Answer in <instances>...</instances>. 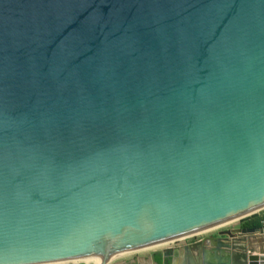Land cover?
I'll use <instances>...</instances> for the list:
<instances>
[{
  "label": "water",
  "instance_id": "water-1",
  "mask_svg": "<svg viewBox=\"0 0 264 264\" xmlns=\"http://www.w3.org/2000/svg\"><path fill=\"white\" fill-rule=\"evenodd\" d=\"M261 210L264 0H0V264H121ZM208 242L190 264H264V223L152 256Z\"/></svg>",
  "mask_w": 264,
  "mask_h": 264
},
{
  "label": "crops",
  "instance_id": "crops-1",
  "mask_svg": "<svg viewBox=\"0 0 264 264\" xmlns=\"http://www.w3.org/2000/svg\"><path fill=\"white\" fill-rule=\"evenodd\" d=\"M258 214H263L264 215V211L262 212H258ZM252 216V215H251ZM244 219V218H243ZM236 220L233 221L227 225H224L223 227H220V229L222 228H230V227H246L243 225L242 220ZM247 228H251V227H247ZM218 230V229H217ZM205 236H209V235H205ZM205 236L196 239L194 241H198L202 238H204ZM187 239V238H186ZM193 241H186V242H181V243H170V244H165L162 245L161 247L158 246L157 249H154L156 247L150 248L148 249V251L143 252V251H136V252H132L129 254H125V255H121L118 256L114 259V262H120L121 264H125V263H130V264H190L192 261H196L198 263H200L201 261L205 260V254L203 253L204 251H210V248H212L213 244L208 242L205 243V247L203 249V251L200 252V250L198 249H192L190 251L191 257L187 255L186 251L183 252H179V256L173 261L167 262L165 263L164 260H162L161 256L155 255V258H153L152 256V252L155 250H164L166 248L169 247H177V246H182L188 243H191ZM147 250V249H146Z\"/></svg>",
  "mask_w": 264,
  "mask_h": 264
},
{
  "label": "trees",
  "instance_id": "trees-1",
  "mask_svg": "<svg viewBox=\"0 0 264 264\" xmlns=\"http://www.w3.org/2000/svg\"><path fill=\"white\" fill-rule=\"evenodd\" d=\"M242 223L246 227H259L264 223V215L263 214H254L242 220Z\"/></svg>",
  "mask_w": 264,
  "mask_h": 264
},
{
  "label": "rangeland",
  "instance_id": "rangeland-1",
  "mask_svg": "<svg viewBox=\"0 0 264 264\" xmlns=\"http://www.w3.org/2000/svg\"><path fill=\"white\" fill-rule=\"evenodd\" d=\"M262 211H264V210H261L260 212H262ZM238 221V220H237ZM227 225V224H226ZM221 227H223V226H221ZM218 229V230H217ZM222 229H224V228H222ZM222 229H220V227H218V228H213V229H210V230H207V231H205V232H203V233H199V234H196L195 236H192V237H188L187 239L186 238H183V239H181V240H179V242L178 243H181V242H186V241H193V240H196V239H199V238H201V237H203V236H205V235H211V236H213V235H215L219 230H222ZM178 241V240H177ZM159 247H161V246H159ZM158 247H156V248H154V249H157ZM148 249H150V248H147V250L145 249V251H143V252H146V251H148ZM134 253V252H133ZM51 264H57V263H51Z\"/></svg>",
  "mask_w": 264,
  "mask_h": 264
},
{
  "label": "bare ground",
  "instance_id": "bare-ground-1",
  "mask_svg": "<svg viewBox=\"0 0 264 264\" xmlns=\"http://www.w3.org/2000/svg\"><path fill=\"white\" fill-rule=\"evenodd\" d=\"M203 233V232H202ZM162 245H164V244H161V246ZM157 246H159V245H157ZM145 249H147V248H145ZM141 250H144V249H141ZM117 256H121V255H117ZM79 260H82V261H85V262H90V261H92V259L89 257V256H86V257H82V258H78V261ZM63 262H66V261H62V262H56L57 264H62ZM49 264H51V263H49Z\"/></svg>",
  "mask_w": 264,
  "mask_h": 264
},
{
  "label": "flooded vegetation",
  "instance_id": "flooded-vegetation-1",
  "mask_svg": "<svg viewBox=\"0 0 264 264\" xmlns=\"http://www.w3.org/2000/svg\"><path fill=\"white\" fill-rule=\"evenodd\" d=\"M188 238V237H187ZM193 242H195L194 240H193ZM192 243V242H191ZM189 244V243H188ZM153 258H155V256L153 257ZM165 263H167V262H170V261H168V260H166V261H164ZM90 263H91V261H90ZM128 264H130V263H128Z\"/></svg>",
  "mask_w": 264,
  "mask_h": 264
},
{
  "label": "built area",
  "instance_id": "built-area-1",
  "mask_svg": "<svg viewBox=\"0 0 264 264\" xmlns=\"http://www.w3.org/2000/svg\"><path fill=\"white\" fill-rule=\"evenodd\" d=\"M195 236V235H194ZM190 237H192V236H190ZM176 243H178L179 242V240L178 241H175ZM175 242H171V243H175ZM145 250V249H144ZM138 251H143V250H138ZM136 252V251H135Z\"/></svg>",
  "mask_w": 264,
  "mask_h": 264
}]
</instances>
